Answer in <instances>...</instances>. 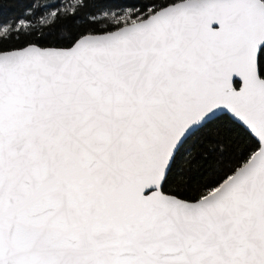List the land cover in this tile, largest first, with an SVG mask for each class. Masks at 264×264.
Wrapping results in <instances>:
<instances>
[{
  "label": "snow or ice",
  "instance_id": "6c2138e0",
  "mask_svg": "<svg viewBox=\"0 0 264 264\" xmlns=\"http://www.w3.org/2000/svg\"><path fill=\"white\" fill-rule=\"evenodd\" d=\"M104 17L53 46L0 23V264H264V0Z\"/></svg>",
  "mask_w": 264,
  "mask_h": 264
},
{
  "label": "trees",
  "instance_id": "16d2710c",
  "mask_svg": "<svg viewBox=\"0 0 264 264\" xmlns=\"http://www.w3.org/2000/svg\"><path fill=\"white\" fill-rule=\"evenodd\" d=\"M147 2L148 0H90L88 7L74 14L75 19H69L64 15L65 9L73 6L76 0H0V23L5 21L18 23L23 19L29 26L27 30L33 33L30 39L42 42L45 46H53L58 40H63L66 35L88 27V22L93 19V16L98 20L107 19L104 13H108L109 17L112 13L122 14L134 5L139 8ZM70 15L73 14L69 13ZM57 16L61 18L56 19ZM18 39L23 43L22 36ZM217 127L219 132L216 131ZM211 135L213 138L205 143V149H218L224 152V162L227 164H231L239 152L248 151L249 143L253 142L248 134L230 119H225L217 126H213ZM216 139L224 142L217 144ZM207 179L208 175H204L202 179L201 173L196 168L193 169L191 177H185L186 182L189 180L191 182L190 192L202 186L203 181Z\"/></svg>",
  "mask_w": 264,
  "mask_h": 264
}]
</instances>
